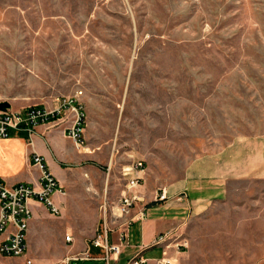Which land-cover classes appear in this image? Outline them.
Listing matches in <instances>:
<instances>
[{"label": "rangeland", "instance_id": "1", "mask_svg": "<svg viewBox=\"0 0 264 264\" xmlns=\"http://www.w3.org/2000/svg\"><path fill=\"white\" fill-rule=\"evenodd\" d=\"M78 91L98 155L84 200L100 194L110 212L124 166L167 182L234 137L264 138V0H0V102L23 112ZM229 198L211 249L248 264L247 247L264 246V184H233ZM239 210L253 218L241 230Z\"/></svg>", "mask_w": 264, "mask_h": 264}, {"label": "crops", "instance_id": "2", "mask_svg": "<svg viewBox=\"0 0 264 264\" xmlns=\"http://www.w3.org/2000/svg\"><path fill=\"white\" fill-rule=\"evenodd\" d=\"M70 119L71 113L67 112L53 122L37 125L31 134L10 128L7 137H0V180L4 184L11 187L26 184L38 189L40 171L32 161V156L38 154L64 189V194L52 195L53 203L60 210L58 216L42 202L34 198L28 200L30 217L25 254L1 257L0 264H25L27 259L33 264H129L134 258H141L142 264H163L164 260L168 261L166 264H233L227 262L224 246L220 251L217 243L211 249L209 240L225 239L226 232L219 226L210 230L209 224L224 222L225 215H219L216 208L231 203L229 194L233 184H264V138L234 137L217 151L191 160L179 177L167 182L153 176L146 168L140 187L145 217L121 230L117 229L119 219L110 222L108 244L120 245V253L107 261L104 247L95 246L92 241L103 230L105 214L101 208L110 203L106 200L102 203L100 194L89 203L84 200L86 193L93 195L90 189L94 187L93 183L85 182L83 172L88 171V164L98 155L94 149L75 146L67 135ZM108 181L109 175L106 186ZM162 193L165 198L158 200ZM137 211L138 207L130 215ZM240 211L234 212L232 218L239 225L237 230L253 219L241 216ZM261 219L264 226V216ZM13 230L12 225L7 226L0 234V242ZM120 233L124 234L123 239ZM163 234H169L166 242L156 245L155 240ZM66 235H70L69 241L65 240ZM182 242L186 244L184 247H175ZM244 254L256 256L248 264H264V246L258 248L251 244Z\"/></svg>", "mask_w": 264, "mask_h": 264}, {"label": "built area", "instance_id": "3", "mask_svg": "<svg viewBox=\"0 0 264 264\" xmlns=\"http://www.w3.org/2000/svg\"><path fill=\"white\" fill-rule=\"evenodd\" d=\"M82 92L78 91L72 96L61 97L54 107H29L25 111H0V137H7L8 129L25 130L31 134L35 127L40 124H48L64 117L67 112L71 113V119L67 135L73 140L78 149L86 146L85 139V113L81 103ZM34 166L40 171L39 188L34 186L19 184L14 187L7 186L0 180V234L4 232L7 226L12 225L14 230L0 242L1 257H20L25 254L26 249V231L30 217L28 207L29 199H36L42 202L48 210L55 216L60 214L59 208L53 203L52 195L55 192L64 194V189L58 180L51 174L45 164L44 158L38 154L32 156ZM110 166L107 167L109 172ZM146 165L143 162H133L124 166L121 170L124 185L122 192L116 202L110 207V216L107 217V204L103 205L104 218L103 230L97 234L92 243L95 246H103L105 249V259L120 253V245L108 244V234L111 231L110 222L120 220L117 229L127 228L135 220H142L145 217L144 197L140 192V187L144 182ZM109 175V173L107 174ZM164 194H160L157 199L163 200ZM138 211L130 215L134 208ZM123 232V231H122ZM120 239L124 234L120 233ZM169 234H163L155 240L156 245H162L166 242ZM65 240H70V235L65 236ZM186 244L176 245V248L184 247ZM168 246V245H167ZM141 258H134L129 264H142ZM168 261L163 262V264ZM25 264H33L32 260L27 259Z\"/></svg>", "mask_w": 264, "mask_h": 264}, {"label": "water", "instance_id": "4", "mask_svg": "<svg viewBox=\"0 0 264 264\" xmlns=\"http://www.w3.org/2000/svg\"><path fill=\"white\" fill-rule=\"evenodd\" d=\"M10 107L8 102H0V111H6Z\"/></svg>", "mask_w": 264, "mask_h": 264}]
</instances>
